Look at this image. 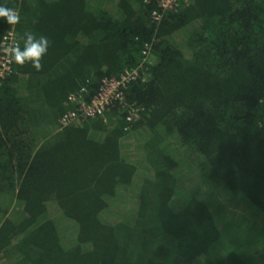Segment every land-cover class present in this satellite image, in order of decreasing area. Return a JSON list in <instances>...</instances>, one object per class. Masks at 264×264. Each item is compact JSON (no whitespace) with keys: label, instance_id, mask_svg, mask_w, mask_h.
Returning <instances> with one entry per match:
<instances>
[{"label":"trees","instance_id":"1","mask_svg":"<svg viewBox=\"0 0 264 264\" xmlns=\"http://www.w3.org/2000/svg\"><path fill=\"white\" fill-rule=\"evenodd\" d=\"M0 5L50 40L0 80V264H264V0Z\"/></svg>","mask_w":264,"mask_h":264},{"label":"built area","instance_id":"2","mask_svg":"<svg viewBox=\"0 0 264 264\" xmlns=\"http://www.w3.org/2000/svg\"><path fill=\"white\" fill-rule=\"evenodd\" d=\"M147 1V0H145ZM188 1V0H184ZM181 0H159V9L153 11V18L155 21L159 22L163 16V13L169 10H177L180 6ZM20 35L17 32L15 26H12L7 30L0 41V80L9 75L13 70V63L10 58L3 52V48L8 47L11 44L19 43L20 44ZM150 47L146 46L143 51V62L148 60L151 57ZM139 77L138 68L125 70L120 77H110L103 79V84L100 92L89 102L87 103L84 100H79V106L77 110L70 111L65 114L61 122L63 124L77 121L95 118L97 116L104 115L107 108L115 102L116 99H124L122 89L127 86V84ZM78 99L77 95H71L70 100L75 101ZM138 117L137 112L129 115L128 120H133Z\"/></svg>","mask_w":264,"mask_h":264},{"label":"clouds","instance_id":"3","mask_svg":"<svg viewBox=\"0 0 264 264\" xmlns=\"http://www.w3.org/2000/svg\"><path fill=\"white\" fill-rule=\"evenodd\" d=\"M0 18L11 26L18 25L21 22V16L17 10L0 5ZM23 47L19 43H14L3 48V52L10 60L18 65L30 64L37 71L42 69V60L47 55L50 40L48 37L37 36L31 31L25 32Z\"/></svg>","mask_w":264,"mask_h":264},{"label":"rangeland","instance_id":"4","mask_svg":"<svg viewBox=\"0 0 264 264\" xmlns=\"http://www.w3.org/2000/svg\"><path fill=\"white\" fill-rule=\"evenodd\" d=\"M148 60H149V61H152V60H153V58H151V57H150ZM114 210H115V211H114ZM116 210H117V209H113V210H112V212H113V211H114V212H116ZM117 213L119 214V213H120V211H117Z\"/></svg>","mask_w":264,"mask_h":264}]
</instances>
